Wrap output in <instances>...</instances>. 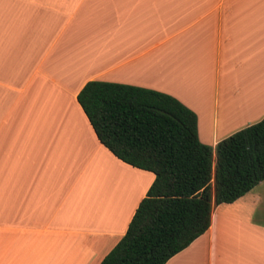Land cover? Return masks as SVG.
<instances>
[{
  "label": "crops",
  "instance_id": "obj_1",
  "mask_svg": "<svg viewBox=\"0 0 264 264\" xmlns=\"http://www.w3.org/2000/svg\"><path fill=\"white\" fill-rule=\"evenodd\" d=\"M90 81L174 97L214 147L264 119V0H0V264H100L154 181L97 139ZM166 264H264V180Z\"/></svg>",
  "mask_w": 264,
  "mask_h": 264
},
{
  "label": "trees",
  "instance_id": "obj_2",
  "mask_svg": "<svg viewBox=\"0 0 264 264\" xmlns=\"http://www.w3.org/2000/svg\"><path fill=\"white\" fill-rule=\"evenodd\" d=\"M77 101L106 149L154 175L125 235L100 264H166L208 230L214 206L264 180V119L211 147L198 139L196 115L172 96L90 81Z\"/></svg>",
  "mask_w": 264,
  "mask_h": 264
}]
</instances>
